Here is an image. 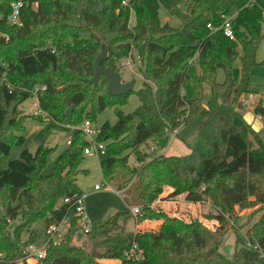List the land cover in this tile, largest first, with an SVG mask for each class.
I'll return each instance as SVG.
<instances>
[{"label": "trees", "instance_id": "1", "mask_svg": "<svg viewBox=\"0 0 264 264\" xmlns=\"http://www.w3.org/2000/svg\"><path fill=\"white\" fill-rule=\"evenodd\" d=\"M14 1L0 0L1 16L8 15ZM21 1V26L0 21V157L24 143L17 135L25 128L19 107L34 88L46 87L35 95L42 120L68 121L71 127L84 120L94 123L104 110L126 102L134 90L112 97L106 93V78L96 85L88 82L102 45L109 52L102 67L117 73L118 61L136 53L142 88L136 93L139 107L127 115L117 111L116 122L104 123L96 136L104 144L101 176L124 192L127 208L93 224L82 244L73 245L77 218L72 204L63 200L72 203L82 194L78 177L88 174L81 168L86 137L76 130L47 176L42 171L53 149L23 150L0 170V264L24 259L25 248L36 241L33 226L38 221L47 227L62 219L69 223L64 239L50 241L39 264H100L102 259L196 264L213 258L218 264H264V144L244 120L240 102L251 93L249 74L264 40V0H193L185 12L179 7L183 0H158L179 19L178 28L161 23L153 0H130L125 6L124 0ZM226 17L232 18L234 41L218 29ZM236 61L239 80L232 75ZM219 70L221 83L216 80ZM253 113L264 128V100ZM194 119H199V137L188 145V154L149 153L151 146L162 152L167 132ZM165 188L172 189L170 198L209 201L215 212L210 218L218 226L211 231L152 208ZM133 206L140 208L137 218L131 215ZM256 206L263 212L243 235L234 226L236 211ZM15 220L18 226L11 232ZM145 220L162 222L158 234L127 229L130 221L137 225ZM230 230L234 255L227 259L219 248ZM133 245L142 254L126 259L124 253Z\"/></svg>", "mask_w": 264, "mask_h": 264}, {"label": "rangeland", "instance_id": "2", "mask_svg": "<svg viewBox=\"0 0 264 264\" xmlns=\"http://www.w3.org/2000/svg\"><path fill=\"white\" fill-rule=\"evenodd\" d=\"M193 0H183L180 4V9L185 12L187 6ZM153 6L157 11L158 17L162 24H168L173 28H178L180 26V21L177 17L171 16L167 13L164 7L159 3L158 0H153ZM1 35V34H0ZM256 66L253 67L250 71V79L248 88L251 90V94L254 93L253 99L254 104L249 108H243L242 114L247 110H252L255 106L262 103L264 100V40L261 42L256 55ZM118 74L121 77V80L124 83H129L130 81H134V91L131 93L126 102L123 105L117 106L115 108L106 109L101 112L94 123H92V127L94 129H99L104 123L114 124L117 120L116 112H120L124 115L133 113L140 105L139 99L137 97V92L142 88V79L139 74L140 67V59L137 57L136 53H134L133 57L121 59L116 64ZM232 75L235 80L240 79V62L236 61L232 67ZM218 83L223 82L224 74L221 70L217 73L216 78ZM19 111L23 117L25 128L21 133H17L18 136L24 138V143L21 146H14L11 148L9 154L7 156L0 157V170L4 171L7 169L8 162L12 160L19 159L20 153L23 150H27L30 153H34L36 149L41 145L44 149H53L52 153L47 158V163L43 168L42 174L47 176L51 173L56 160L59 155L69 148L67 144L68 141L71 140L73 133L78 129V127H71L68 125V121L64 123H56L50 120H42V118L35 117L33 115L34 112L38 111L36 107V97L33 94L32 97L26 100L23 104L20 105ZM85 121V120H84ZM199 119H194L190 121L188 124L182 126L181 128L175 129L178 135H176L175 139L172 140L169 138V143L171 142L173 145H176L179 150L173 152L172 156H181L184 154H188L189 152H185V149H188V145L193 144L197 141L199 137V128H198ZM262 138L264 140V131L262 132ZM264 144V142H263ZM168 145L165 147L167 148ZM152 147V146H151ZM165 151V149H164ZM156 149L155 152L150 153L152 156H157L163 154ZM184 153V154H183ZM168 156V155H167ZM103 160V156L97 154H91L88 156H84V161L81 165L82 169L88 171L86 176L78 177V186L85 196L84 199V207L85 213L88 217L89 221L93 224L100 223L104 221L108 216L124 211L127 208V203L124 200V192L119 191V194L113 193L111 190H116L115 185L109 184L106 180H104L100 173V162ZM131 164L133 162V157L130 158L129 161ZM101 186V190L95 191L94 186ZM117 191V190H116ZM163 194L154 202H157V205L154 206L152 204V208L162 211L172 218L178 219L175 215H180L182 218L179 219L184 222H194L197 221L201 225H203L208 230L214 231V229L218 226V222L210 218L213 216L212 211L213 208L209 201H206L205 204L199 203V205H194L193 208H189L183 206L180 209V204L175 203V206L169 205V209L162 208L161 202L169 201L168 194H165L166 189L163 190ZM180 197V201L183 205L185 200V196ZM177 197V196H175ZM184 198V199H183ZM171 202V201H170ZM189 202V201H188ZM194 203V202H192ZM167 205V204H165ZM168 206V205H167ZM131 208H134L131 207ZM139 208V207H137ZM263 212L262 207L256 206L246 209H237V220L234 222V226L236 228L241 229V234H245L247 229L259 218L261 213ZM3 216V210L0 206V219ZM185 218V219H184ZM155 221V220H152ZM140 223V222H138ZM137 223V224H138ZM162 224V222H161ZM11 232L15 227L18 226V221L10 222ZM136 225L133 224L132 221L128 223V230H133ZM46 222L44 220L38 221L34 226L33 230L37 233L35 243L31 244L35 248L41 249L45 245L46 241ZM160 229V228H159ZM148 234V233H147ZM152 235V234H151ZM27 234H24L21 238V241L26 240ZM85 238H81L79 240L71 241L73 245H81L82 241ZM234 244H235V234L232 230H230L226 236L224 237L223 243L219 248V252L226 257L227 259H232L234 255ZM137 247V246H136ZM26 251V248L25 250ZM142 251L138 248L136 249V256L140 257ZM114 261V262H112ZM100 264H116L119 263L118 260H108L102 259L99 261ZM17 264H39V262L31 256H26L21 261H18ZM196 264H218L216 259H210L209 261H199Z\"/></svg>", "mask_w": 264, "mask_h": 264}, {"label": "built area", "instance_id": "3", "mask_svg": "<svg viewBox=\"0 0 264 264\" xmlns=\"http://www.w3.org/2000/svg\"><path fill=\"white\" fill-rule=\"evenodd\" d=\"M129 2H130V0H124L122 2V5L125 6ZM22 8H23V2L21 0H16V1L12 2L10 4V11H9L8 15L6 17H3L0 15V21L2 19H5L6 22H8L12 25L21 26L20 13H21ZM231 19L232 18L226 17L224 19V22L222 23V25L218 29H220L222 31L223 35L227 39H229L230 41H234L235 38H234L233 29H232V25H231ZM206 27L209 30H211L212 32H215L217 30L213 26H211L210 24H208ZM45 89H46L45 86L34 88L33 94L36 95L38 93V91H43ZM253 96H254V94L249 93V94L244 95L240 99L242 109L243 108L244 109L249 108L254 104ZM36 107L38 108V111L34 112L33 115L35 117H41L42 118L44 116V114L40 110V108L38 107L37 100H36ZM77 130L81 131V133L84 134V136L86 137V140L88 141L87 147L83 150L84 156H88L91 154H95V155L99 154L101 156L104 155V144L96 142V136L98 134V129H94L92 127V123L90 121H88V120L83 121V123L78 127ZM167 135L169 138H171V141H172L175 139V137L177 135V131H168ZM67 144L70 145L71 140L68 141ZM155 151H156L155 147H150V150H149L150 153H153ZM94 190L95 191L101 190V186L95 185ZM110 191H112L113 193H115L117 195L119 194V191L111 190V189H110ZM84 199H85V196L83 194H81L72 203H71L70 199H68V198L63 200L64 204H68V205L72 204V208L74 209V215L77 218V230H76L74 237L72 238V241H73V239L79 240L81 238H85L86 235H88L90 233L92 226H93V223H91L89 221L88 217L86 216L85 207H84ZM194 205H199V203H192V202H188V201L183 202V206H186L189 208H193ZM130 212L134 218H137L140 215V208H137V207L131 208ZM212 214L214 215L215 212L212 211ZM175 216L181 220L183 218L179 214L175 215ZM68 229H69V223L66 219H62L58 223H54V224L47 226L45 245L41 249L35 248L32 245H29L26 248L25 255L34 257L37 261L44 259L47 255V247H48L49 242L50 241H61V240H63ZM252 248L254 250H257L256 246H253ZM136 249H137L136 245H133L129 251L124 253V257L126 259H129V258L136 259V260L139 259L140 257L136 256ZM262 257H264V255H262ZM116 264H120V261H119V263H116Z\"/></svg>", "mask_w": 264, "mask_h": 264}, {"label": "crops", "instance_id": "4", "mask_svg": "<svg viewBox=\"0 0 264 264\" xmlns=\"http://www.w3.org/2000/svg\"><path fill=\"white\" fill-rule=\"evenodd\" d=\"M249 91L251 92V90H249ZM243 117H244V120L258 133L262 142H264V140L262 138V132L264 131V128H263L261 119L253 113V109L252 110L250 109V111L247 110L245 113H243ZM177 135H178V133H177ZM174 140H176V139H174ZM171 145H172V143H170L168 145V147L165 149V151H164L165 153H163L165 156H167V155L171 156V155H173L172 154L173 152H176L177 150H179V148L176 145H173V147H171ZM185 152H189V150L185 149ZM165 189H166L165 194H169L172 192L171 188H165ZM180 197H183V196L179 195L177 197H172L169 199L168 203L160 201L158 204H161L162 208H166L168 210L169 205L175 206V203H177V204H180V209H182L183 205L181 202H179ZM154 204L157 205V202ZM154 204H153V206H154ZM165 204H167L168 206ZM202 204H205V202H203ZM160 225H161V221L145 220L143 222L138 223L132 231L137 235H143V234H147V233L152 234V235H156L159 232ZM112 262H114V261H112Z\"/></svg>", "mask_w": 264, "mask_h": 264}, {"label": "water", "instance_id": "5", "mask_svg": "<svg viewBox=\"0 0 264 264\" xmlns=\"http://www.w3.org/2000/svg\"><path fill=\"white\" fill-rule=\"evenodd\" d=\"M109 52L105 45L101 46V51L93 64V77L88 80L89 83L96 85L100 77L107 80L106 93L112 97L123 96L131 93L134 89V81L124 83L120 75L111 68L102 67V63L107 60Z\"/></svg>", "mask_w": 264, "mask_h": 264}]
</instances>
